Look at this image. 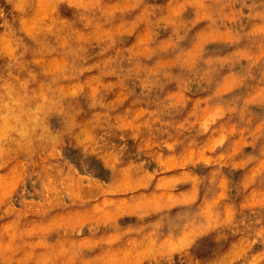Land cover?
Here are the masks:
<instances>
[{"label":"rangeland","instance_id":"374dc122","mask_svg":"<svg viewBox=\"0 0 264 264\" xmlns=\"http://www.w3.org/2000/svg\"><path fill=\"white\" fill-rule=\"evenodd\" d=\"M0 264H264V0H0Z\"/></svg>","mask_w":264,"mask_h":264}]
</instances>
